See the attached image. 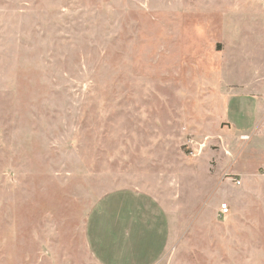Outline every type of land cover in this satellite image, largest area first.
Segmentation results:
<instances>
[{"label": "rangeland", "instance_id": "rangeland-1", "mask_svg": "<svg viewBox=\"0 0 264 264\" xmlns=\"http://www.w3.org/2000/svg\"><path fill=\"white\" fill-rule=\"evenodd\" d=\"M122 189L168 214L157 264H264V0H0V264H100Z\"/></svg>", "mask_w": 264, "mask_h": 264}, {"label": "crops", "instance_id": "crops-1", "mask_svg": "<svg viewBox=\"0 0 264 264\" xmlns=\"http://www.w3.org/2000/svg\"><path fill=\"white\" fill-rule=\"evenodd\" d=\"M85 235L100 264H157L170 247L172 226L164 207L151 194L122 189L95 203Z\"/></svg>", "mask_w": 264, "mask_h": 264}, {"label": "built area", "instance_id": "built-area-1", "mask_svg": "<svg viewBox=\"0 0 264 264\" xmlns=\"http://www.w3.org/2000/svg\"><path fill=\"white\" fill-rule=\"evenodd\" d=\"M236 183H241L240 180H236ZM219 212L222 217H227L230 213V207L228 203H222L219 207Z\"/></svg>", "mask_w": 264, "mask_h": 264}]
</instances>
